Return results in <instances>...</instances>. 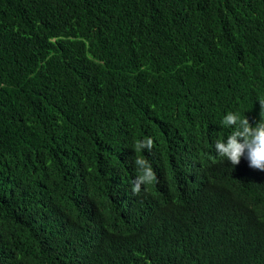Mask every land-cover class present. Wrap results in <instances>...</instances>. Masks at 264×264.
I'll return each instance as SVG.
<instances>
[{
    "label": "trees",
    "instance_id": "obj_1",
    "mask_svg": "<svg viewBox=\"0 0 264 264\" xmlns=\"http://www.w3.org/2000/svg\"><path fill=\"white\" fill-rule=\"evenodd\" d=\"M261 99L264 0H0V264H264Z\"/></svg>",
    "mask_w": 264,
    "mask_h": 264
},
{
    "label": "clouds",
    "instance_id": "obj_2",
    "mask_svg": "<svg viewBox=\"0 0 264 264\" xmlns=\"http://www.w3.org/2000/svg\"><path fill=\"white\" fill-rule=\"evenodd\" d=\"M259 103L261 112H264V99L259 100ZM222 125L232 128L233 131L227 136L226 142L225 140L215 142L218 156L227 159L233 166L239 165L243 158L247 161L249 168L264 172V122L259 121L253 126L246 116L242 118L236 113L229 112L223 118ZM153 147L154 141L149 137L138 141L134 150L137 153L142 149L151 152ZM135 164L139 175L132 182V192L134 195H139L142 186L152 184L157 181V177L146 159L137 156Z\"/></svg>",
    "mask_w": 264,
    "mask_h": 264
}]
</instances>
